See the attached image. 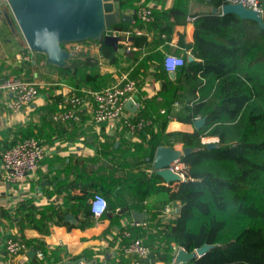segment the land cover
<instances>
[{
  "label": "crops",
  "instance_id": "obj_1",
  "mask_svg": "<svg viewBox=\"0 0 264 264\" xmlns=\"http://www.w3.org/2000/svg\"><path fill=\"white\" fill-rule=\"evenodd\" d=\"M121 2L122 13L130 20L119 24L136 37L143 36L145 42L134 47L129 33H113L122 38L113 63L101 56L98 42L64 45L73 54L69 60L90 57L97 61L93 68L83 70L84 81L76 69L62 77L61 68L47 64L43 54L30 51L21 33L5 17V21L0 20V80L16 76L34 82L38 89L33 104L19 113L5 108L11 95L0 92V154L24 137L39 140L46 153L36 172L17 184L5 180L0 165V264H65L80 259L83 264H120L118 239L121 230L134 222L133 212L144 215V225L130 229L142 234V239L154 233L158 220L174 216L166 217L163 210L166 206L176 208V203H165L161 195L140 197L134 192L138 172L154 173L149 158L145 166H139V155L148 152H140L136 146L158 141L154 137L162 128L164 117L168 121L164 132L158 135L159 146L181 150L180 134L195 131L193 121L184 123L177 116H182L183 108L200 94L193 93L184 78L178 83L176 72L163 71L162 60L166 54L183 59L191 56L184 50L193 42L190 18L210 14L213 7L205 0ZM140 5L152 7L154 20L150 25L136 19L135 11ZM178 11L186 15L183 17ZM6 13L10 15L9 11ZM123 77L136 83L141 116L152 119V127L143 133L131 138L119 123L94 124L87 112L81 114L79 123L51 120L54 113L63 109L66 96L80 90L106 88ZM215 138L203 137L200 143H217ZM93 194L101 195L108 205L107 212L99 218L89 213ZM55 212L62 214V221L58 222ZM67 214L73 216L75 224L65 220ZM84 221L86 225L81 228L79 224ZM9 236L25 243L26 252L7 255L3 243Z\"/></svg>",
  "mask_w": 264,
  "mask_h": 264
},
{
  "label": "trees",
  "instance_id": "obj_2",
  "mask_svg": "<svg viewBox=\"0 0 264 264\" xmlns=\"http://www.w3.org/2000/svg\"><path fill=\"white\" fill-rule=\"evenodd\" d=\"M257 1L264 24V0ZM208 3L220 8L227 0ZM193 26V42L184 50L194 60L184 58V66L175 72L178 83L184 78L200 98L187 104L177 119L191 123L200 116L205 123L193 133L180 134L183 147L194 149L181 158L185 182L165 186L154 173L138 172L137 195H161L165 203H176L178 211L172 219L158 220L147 239L135 230L131 236L150 248L154 263H170L174 248L193 252L209 245L212 249L188 264H264V29L232 14L211 13L194 16ZM111 31L129 33L134 47L145 42L124 25L117 24ZM99 47L103 58L110 63L116 60L117 50L102 43ZM96 65L90 57L69 60L61 68L62 77L76 69L84 81L83 70ZM167 121L164 117L160 135ZM159 133L154 137L158 141L136 146L140 152L148 150L144 160L151 159L160 145ZM203 137H216L218 147L208 149L200 143ZM55 215L58 222L63 220L62 214ZM85 225L86 221L79 224ZM119 263L131 261L120 254Z\"/></svg>",
  "mask_w": 264,
  "mask_h": 264
},
{
  "label": "built area",
  "instance_id": "obj_3",
  "mask_svg": "<svg viewBox=\"0 0 264 264\" xmlns=\"http://www.w3.org/2000/svg\"><path fill=\"white\" fill-rule=\"evenodd\" d=\"M7 1L0 0L2 14L9 11ZM227 4H241L244 8L254 10L262 16L257 0H227ZM135 17L143 25L152 23L154 20L152 7L140 5L135 11ZM184 64V59L174 54H166L162 60V67L167 73H174ZM0 92L11 95L5 103V108L11 113L24 111L38 97L37 85L34 82L16 76L0 80ZM137 92L136 83L126 77L100 90H80L76 94L65 97L63 109L54 113L51 120L56 123H79L81 114L87 112L91 115L94 124L119 123L125 133L134 138L152 127V119L140 114L141 106L137 100ZM129 102L134 106V112L126 109ZM200 118L202 117H195L193 121ZM45 155L44 147L36 138L24 137L18 140L0 154V165L5 173V180L11 184H17L25 177L34 174ZM167 169L181 180H187L186 165L181 159L174 160ZM88 205L89 213L94 218H99L107 212V202L99 194H93ZM163 214L166 217L173 216L169 206L164 207ZM143 225V223L132 222L128 227L132 229ZM128 227H124L120 232L119 253L129 258L131 264H155L151 260L150 248L142 240L133 239ZM3 249L7 255L16 256L25 253L27 246L17 237L9 236L3 243ZM179 249L174 248L173 259L169 264H175L174 256Z\"/></svg>",
  "mask_w": 264,
  "mask_h": 264
},
{
  "label": "water",
  "instance_id": "obj_4",
  "mask_svg": "<svg viewBox=\"0 0 264 264\" xmlns=\"http://www.w3.org/2000/svg\"><path fill=\"white\" fill-rule=\"evenodd\" d=\"M7 4L9 13L28 49L43 54L47 64L59 68L66 66L67 61L73 56L64 49V45L69 43L94 41L117 50V45L122 38L114 35L111 30L119 22L130 20L126 13H122L121 0H8ZM210 13L221 16L232 14L241 20L253 21L264 29L262 16L254 10L244 8L241 4L213 7ZM4 17L11 24L7 13H4ZM192 60L191 56L188 57V61ZM126 109L134 112L135 108L129 102ZM204 123L205 118L202 117L193 121V127L198 130ZM207 147L213 149L218 145L211 143L207 144ZM193 151L194 149L190 147H183L181 150L169 146L157 147L153 157L149 160L154 174L159 176L166 185L185 182L186 180H181L167 167L174 160L181 159L182 156ZM131 215L136 223L145 221L144 215L140 213L133 212ZM65 220L75 224L71 214H67ZM210 249L212 246L209 245H204L193 252L179 249L174 256V263L188 264L203 256ZM82 263H84L83 259L65 264Z\"/></svg>",
  "mask_w": 264,
  "mask_h": 264
},
{
  "label": "rangeland",
  "instance_id": "obj_5",
  "mask_svg": "<svg viewBox=\"0 0 264 264\" xmlns=\"http://www.w3.org/2000/svg\"><path fill=\"white\" fill-rule=\"evenodd\" d=\"M10 14V13H9ZM9 16V20L11 21V24H12V27L13 28H15L16 30H17V32H19V29L17 28V26H16V24H15V22H14V20L12 19V16H11V14L10 15H8ZM0 20L1 21H5L4 20V15H2L1 14V12H0ZM208 139H210V138H208ZM215 139H217V138H215ZM142 140H140V143H142L141 142ZM210 142V141H209ZM211 143H213L212 141L210 142V143H208L207 142V144H211ZM216 142H214V144H215ZM206 144V145H207ZM146 152H148V150H146ZM144 153V152H143ZM145 155V154H144ZM138 160V162H139V166H145V160H144V158H143V154L141 155H139V158L137 159ZM177 208V207H176ZM176 208H174V207H170V209H171V211H172V213H173V215H175V212H176V210L178 209H176Z\"/></svg>",
  "mask_w": 264,
  "mask_h": 264
}]
</instances>
